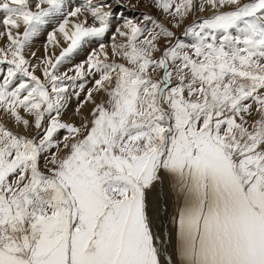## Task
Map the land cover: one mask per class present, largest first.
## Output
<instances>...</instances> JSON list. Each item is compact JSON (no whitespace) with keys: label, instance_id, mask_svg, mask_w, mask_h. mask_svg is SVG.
Listing matches in <instances>:
<instances>
[{"label":"snow or ice","instance_id":"snow-or-ice-1","mask_svg":"<svg viewBox=\"0 0 264 264\" xmlns=\"http://www.w3.org/2000/svg\"><path fill=\"white\" fill-rule=\"evenodd\" d=\"M112 2L0 0V117L20 129L0 123V264H264V0H153L174 28L214 10L187 27L190 50L125 18L124 63L101 43L60 73L109 31ZM56 17L33 65L25 49ZM69 87L77 115L91 105L79 126L62 119ZM162 183L183 200L174 250L153 230Z\"/></svg>","mask_w":264,"mask_h":264},{"label":"rangeland","instance_id":"rangeland-1","mask_svg":"<svg viewBox=\"0 0 264 264\" xmlns=\"http://www.w3.org/2000/svg\"><path fill=\"white\" fill-rule=\"evenodd\" d=\"M75 5H73L71 0H66L67 5L69 8H75V7H81L86 3H89V0H74ZM93 4H98L100 2H112V0H90ZM201 2V0H195V3L198 5ZM243 3H247L248 0H242ZM119 7L117 6V3L112 2V8L111 9H105L106 11H112L113 15L111 17V23L109 31L105 34L103 38L96 39L93 38L87 42H85L79 49L76 50L59 68L60 73L68 72L69 75H74V72H70L69 69L75 68L76 65L80 64L81 62L85 61L89 54L93 52L94 50L99 52V46L101 43L105 45V51L108 52L109 57L112 62L117 63H124V61L120 57L112 56V45L113 39L112 37L115 36L116 43H122L125 42L123 37H120L116 34V28L120 27L122 30V25L124 23V19H130L133 22L139 23L142 26H146L149 29H152L154 26L150 21H145L144 17L149 16L152 17L153 20L158 22L159 24L163 25L164 27L168 28L169 30L173 31L175 35L169 40L167 38L161 37L160 42H162V47L166 48L167 46H170L172 44H175L177 40L181 41L183 44L188 46V49L190 50L191 46L196 43V38L192 36L191 34H186L187 36L179 37L182 34H185V29H187L188 26L193 25L194 23L200 22L202 19L207 18L211 16V13L213 10L210 7L206 6V10L203 12L198 11V9L194 10L193 14L190 15L186 21L179 27L174 28L172 24L174 22H170L171 18L163 15L161 11L154 7L153 0H118ZM118 7V8H117ZM226 9H221V11H224ZM152 14V15H151ZM205 16L201 17L199 15ZM84 15L88 18L89 24H92V18L89 13H84ZM208 15V16H207ZM121 17V18H120ZM113 18V19H112ZM60 18L56 17L53 18L50 23H48L41 31L40 33L35 36L32 39V42L29 46L25 49V57L26 59H29L30 62L35 61V63H32L33 65H36L39 63V61L33 57L30 56V52H34L36 49H44L45 45L47 44V38L48 34L52 32L60 23ZM2 32V31H0ZM188 35H191V37L194 39V43L190 41V38ZM3 37H0V48H7L8 42L1 44V39ZM181 38L186 39V41H189L186 43V41L181 40ZM58 39L62 41V37L58 34ZM175 42V43H174ZM65 46L66 45H62ZM34 50V51H32ZM55 51L56 55H59V52L61 51V48H55L52 49L49 46V52ZM44 53V50L41 51L37 56H42ZM157 57L159 56V53L155 54ZM7 65L6 64H0V76L6 75L7 71ZM36 74L38 76L41 75V72L39 69H37ZM98 78V77H97ZM87 84L86 89L92 87V80L93 77H87ZM81 81L77 80L76 83L79 84ZM70 83V82H66ZM79 91L78 88H72L69 87L68 89V100L66 102V109H65V115L62 117V119L66 122L75 123L77 126L80 125L82 122L83 116H86L91 108L90 104L85 105V107L81 110V115H77L75 110L80 101L84 99V93H81L79 100L75 95H73L74 92ZM0 123H4L6 126L12 127L14 131H20L18 127H14L10 125L6 118L0 117ZM25 134V133H21ZM41 165H43V160H41ZM182 198L177 196L176 192L173 190L171 183L168 184H161L159 189V196L157 197L156 193H153L151 196V215L153 217V230L155 233H157V229L159 228L160 233H158V236L163 233L164 237V243L165 238L168 246H171V248L174 250L177 245V219H178V213L180 210V205L183 204ZM155 200V201H154ZM160 201V204L158 203ZM182 203H181V202ZM157 207L159 208V211L157 212ZM156 210V211H155ZM155 211V212H154ZM155 215V216H154ZM156 221H158V225H156ZM157 226V227H156ZM157 228V229H156ZM167 229V230H166ZM165 244V246L167 247ZM179 256L176 255L173 257L174 264H179Z\"/></svg>","mask_w":264,"mask_h":264},{"label":"bare ground","instance_id":"bare-ground-1","mask_svg":"<svg viewBox=\"0 0 264 264\" xmlns=\"http://www.w3.org/2000/svg\"><path fill=\"white\" fill-rule=\"evenodd\" d=\"M118 8V7H117ZM213 10V9H212ZM214 11V10H213ZM213 11L211 12V13H209L208 15H210V14H212L213 13ZM152 15V14H151ZM207 15V16H208ZM199 16H201V17H205V16H202L201 14L199 15ZM121 18V17H120ZM113 19V18H112ZM0 31H3V27H2V25H0ZM7 41V39H6V37H3L2 39H1V44H3V43H5ZM110 46H112V45H110ZM44 49H36L35 51L34 50H32V51H34V52H36V54H39L41 51H43ZM31 63H35V61L33 60V62H31ZM164 184V183H163ZM153 195V194H152ZM182 200V199H181ZM155 201V200H154ZM181 202V201H180ZM158 203L160 204V201H158ZM182 203V202H181ZM179 205H180V208L182 207V205L179 203ZM156 211V210H155ZM154 211V212H155ZM155 216V215H154ZM156 225H158V221H156ZM157 227V226H156ZM157 229V228H156ZM160 229L158 228L156 231H157V233H156V235L158 236V233H160V231H159ZM167 230V229H166ZM165 237V236H164ZM177 238V237H176ZM177 243H178V240H177ZM165 244L167 245V242H166V238H165ZM168 246V245H167ZM179 261V260H178Z\"/></svg>","mask_w":264,"mask_h":264}]
</instances>
